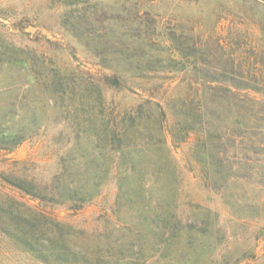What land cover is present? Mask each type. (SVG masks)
Masks as SVG:
<instances>
[{"label": "rangeland", "instance_id": "obj_1", "mask_svg": "<svg viewBox=\"0 0 264 264\" xmlns=\"http://www.w3.org/2000/svg\"><path fill=\"white\" fill-rule=\"evenodd\" d=\"M79 2L86 4L77 6ZM137 8L151 11L161 23L191 31L210 48L208 59L220 57L229 65L234 63L237 72L248 62L264 64V0H0V45L5 42L44 55L69 74L91 75L108 110L115 108L124 115L151 97L165 101L173 96L185 76L169 74L173 79L165 89L160 88V80L127 81L126 88L107 84L105 77L115 71L99 64L83 35H103L110 44L128 43L126 35L136 31L123 22ZM84 14L83 25L76 26L75 17ZM158 34L155 31V40ZM0 69V123L18 130L32 116L37 98L26 86V75L7 66ZM47 113L49 117L33 137L11 151L0 148V264H41L19 252L2 232L8 198L52 213L103 243L106 238L122 241L119 227L144 217L140 205L119 199L114 177L79 211L70 210L69 204L33 200L5 181L26 179L48 188L49 193H60L82 180L85 168H93L81 157L84 143L73 128L78 119L53 109ZM167 125L168 130L175 125L171 113ZM196 140L191 135L178 145L169 136L173 167L165 187L151 193L153 224L142 225L149 264H264V174L247 181L232 180L217 190L199 162ZM171 219L180 226L166 235L155 228Z\"/></svg>", "mask_w": 264, "mask_h": 264}, {"label": "trees", "instance_id": "obj_2", "mask_svg": "<svg viewBox=\"0 0 264 264\" xmlns=\"http://www.w3.org/2000/svg\"><path fill=\"white\" fill-rule=\"evenodd\" d=\"M86 16L75 17L76 26H82ZM161 22L151 11L137 8L127 24L123 22L136 31L126 35L128 43L110 44L103 35H83L99 64L115 71L105 77L111 87L126 88L127 81L160 80V88L165 89L173 79L169 74H185L173 96L165 101L151 97L124 115L115 108L108 110L91 75L69 74L44 55L1 43L0 68L7 66L26 75V86L37 103L18 130L0 123V148L11 151L33 137L49 117L47 111L53 109L58 115L78 119L73 128L84 143L81 157L93 167L85 168L83 179L60 193H49L48 188L26 179L5 181L33 200L69 204L70 210L79 211L114 177L119 199L140 205L144 215L137 223L119 227L125 239L113 242L106 238L103 243L52 213L8 198L3 205L2 232L19 252L41 264H149L142 225L153 224L151 193L165 187L173 167L169 136L178 145L196 136L199 162L217 190L232 180L263 176L264 64L248 62L237 72L234 63L229 65L220 57L208 59L210 48L191 31ZM155 31H159L158 40L153 38ZM69 99L70 104L62 105ZM168 113L175 118L171 130ZM177 226L180 223L171 219L155 228L166 235ZM168 245L166 241L164 246Z\"/></svg>", "mask_w": 264, "mask_h": 264}]
</instances>
